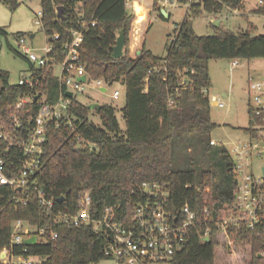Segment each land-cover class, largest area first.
Masks as SVG:
<instances>
[{"label":"trees","instance_id":"16d2710c","mask_svg":"<svg viewBox=\"0 0 264 264\" xmlns=\"http://www.w3.org/2000/svg\"><path fill=\"white\" fill-rule=\"evenodd\" d=\"M2 1L13 9L19 5L18 0ZM151 1L157 6L156 0ZM176 1L181 5L192 2L189 9L194 17L202 12L218 14L224 8L237 10L243 0ZM127 2L39 0L41 30L47 36L59 35V39L51 41L50 53L57 61L63 60V45L71 32L89 25L79 48L81 63L91 79H103L106 84L122 81L125 102L120 113L125 127L119 125L117 108L102 104L100 111H94L89 104L74 101L73 109L80 121H75L73 129L48 126L40 166L30 177L31 182L43 187L46 198L54 199L56 208L67 212L79 208L80 195L88 190L90 213L98 218L104 208L113 207L118 221L131 216L135 203L131 190L136 184L158 182L165 187L172 210L187 204L201 217L204 210L209 213V241H201L204 223H200L177 252L173 264H264V259L257 256L264 249L259 230L234 225L216 229L215 221L229 216L235 177L226 147L210 142L218 124L211 120L207 95L211 87L209 61L262 59L264 34L212 27L210 34L199 36L188 17L174 30L166 57L156 56L144 45L132 57L128 49L129 31L135 18L128 11ZM58 6L62 7L61 17L56 15ZM255 13L264 16V1ZM92 22L94 26H90ZM121 29L126 36L125 49L115 59L111 48ZM7 37L0 27V38L5 40L8 50L27 63L28 73L41 78L30 86L9 84V75L0 70V130H10L16 113L25 132L26 111L36 113L38 106L31 102L16 110L13 104L33 94L46 95L47 102L53 103L58 96V83L51 68H34L8 43ZM20 37L23 35H15L17 39ZM247 105L249 125L243 130L245 135L263 117H256L249 102ZM92 112L98 115L102 127L89 119ZM77 135L94 149L79 148ZM0 156L7 165L8 176L21 167L20 148L6 152L2 138ZM61 197L64 201L59 203ZM20 198L28 200L27 203L23 205L18 201ZM18 219L43 230L41 241L14 247L15 254L21 257L43 258L34 264H88L103 259L106 240L89 225L58 223L41 209L31 190L2 186L0 250L9 247L12 224ZM23 247L27 248L26 253H22Z\"/></svg>","mask_w":264,"mask_h":264},{"label":"built area","instance_id":"2783aa9c","mask_svg":"<svg viewBox=\"0 0 264 264\" xmlns=\"http://www.w3.org/2000/svg\"><path fill=\"white\" fill-rule=\"evenodd\" d=\"M259 5L263 0H258ZM134 2H127L133 13ZM157 7L166 8L179 4L176 0H156ZM192 2L184 6H190ZM41 17V11L36 13ZM40 19V18H39ZM95 23H90L94 26ZM89 25H84L81 31L71 32L62 49L63 60L57 61L51 57V41L59 39L57 33L46 36V45L42 49V55H37L31 47L24 45L25 40L18 38V48L26 57L27 61L34 68L49 67L58 83V96L53 102H47L46 95L33 94L30 97H21L13 107L20 110L24 105L31 102L38 106L37 112L30 109L25 114V132L20 128L22 119L18 114L13 115V126L8 131L0 130V138L6 142V152L13 147H19L22 154L21 167L17 172L8 176L6 174L7 165L0 156V188L2 186L16 187L31 190L41 209L52 215L54 220L65 225L76 227L89 225L94 233L100 234L106 241L103 247V259L99 262L91 261L88 264H99L101 262H111L112 264H173L177 252H179L187 242L190 234L200 223H204L200 238L209 239L211 233L209 223V213L203 211V217L198 215L187 204L172 210L169 203L168 193L160 183L148 181L136 184L131 193L135 197V203L131 210L130 217H125L118 221L113 207H106L104 211L95 217L90 213L89 206L91 198L88 190L80 195L79 208L76 211L67 212L64 209L55 207L54 199L45 196L43 187L35 182H31L30 177L40 166L43 154V143L46 140L48 126L54 128L69 127L73 129L75 121H80L73 109V102H79V97L85 95L86 89L91 88L104 91L103 79H91L81 63L79 48L83 41V33ZM231 67H236L237 62H231ZM58 68V75L54 74ZM85 77L83 82L81 77ZM36 75L29 72L28 76L18 81L19 85L30 86L41 78L36 79ZM249 90L253 93L252 106L256 117H262L261 123L254 124L250 133H247L246 143H237L232 149L233 167L232 171L236 180L232 192L233 199L229 205V216L218 218L215 221L216 229L225 230L229 225L235 227L244 226L246 229H257L261 234L262 246L264 248V165L260 167V174L254 175L253 162L256 158L264 160V78L262 82H252L248 84ZM104 89V90H102ZM146 91V89H144ZM71 92V96L67 95ZM119 92L112 94L113 100L119 99ZM208 95V94H207ZM35 96L38 98L35 100ZM209 104L220 109L229 108L217 95L208 96ZM171 103V100H168ZM82 104V103H81ZM79 148L93 150V145L87 140L76 136ZM211 144H216L213 140ZM78 149V148H77ZM31 185V186H30ZM23 205L28 200L18 199ZM53 238L57 237L52 234ZM43 230L37 226H31L24 220L18 219L12 224L10 231V245L0 250V264H34L40 263L41 256H28L26 258L15 254L14 247L28 245L24 241L35 239L39 242L43 239ZM31 245V244H29ZM27 248H22V253H26ZM257 256L264 259V249Z\"/></svg>","mask_w":264,"mask_h":264},{"label":"rangeland","instance_id":"374dc122","mask_svg":"<svg viewBox=\"0 0 264 264\" xmlns=\"http://www.w3.org/2000/svg\"><path fill=\"white\" fill-rule=\"evenodd\" d=\"M133 0H129L132 2ZM264 1V0H263ZM19 5L12 8L0 0V27L8 34V43L19 52L18 39L16 34H22L25 40L24 45L31 47L37 55H42V49L46 45L47 35L41 30V24L36 13L40 11L39 0H18ZM149 4L148 24L143 34L144 47L151 53L159 57L167 56V45L170 44L174 37V30L185 18L191 17L192 27L195 34L199 36H207L212 32V27H224L236 32L249 31L252 35L264 34V16L257 15L255 10L259 7L258 0H243L241 8L230 10L224 8L218 14H206L202 12L198 16H190V9L183 5L177 4L175 7L166 6L169 17H162L159 8L154 6L151 8ZM128 11L131 13V7ZM190 7V6H189ZM137 5L134 11L140 10ZM164 9V8H163ZM138 13V12H137ZM142 13V12H141ZM135 21L131 24L132 31ZM143 32V30H142ZM33 35V37H31ZM140 43L135 47H131V36L129 40V53L132 57H136L140 53ZM125 49V44L123 51ZM137 50V52H136ZM237 62L236 67H231V62ZM27 63L6 47L5 40L0 38V70L9 75V84H17L18 81L28 76ZM209 75L211 78V87L208 91L209 95H217L221 100L229 105V108L220 109L211 106V120L218 124L212 133L211 139L224 145L232 154V149L237 143H246L247 136L244 129L248 127V105L249 101L252 105L253 93L249 90L248 84L252 82H262L264 78V58L262 59H218L210 60L208 63ZM58 68L54 74L58 75ZM104 91L95 89H86L85 95L79 97V101L84 104L97 103L107 104L117 108V118L119 125L124 129V123L121 119L120 110L125 102V90L121 80L113 84H105ZM118 91L119 99L113 100L112 94ZM264 101V93L262 95ZM89 119L96 126H101V121L95 112H92ZM233 159L232 155H230ZM264 165V160L256 158L253 162L254 175L260 174V167ZM99 264H112L111 262H101Z\"/></svg>","mask_w":264,"mask_h":264},{"label":"crops","instance_id":"0c3cea01","mask_svg":"<svg viewBox=\"0 0 264 264\" xmlns=\"http://www.w3.org/2000/svg\"><path fill=\"white\" fill-rule=\"evenodd\" d=\"M132 2H134L133 10H134L135 5L139 6L141 9L137 10V11H134L135 13H133V11L131 9L132 14L134 15V18H135L134 19V21H135L134 28L132 29V31L129 34V36H131V47H135L139 43H140V47H141L142 45H144L143 42H142V40H143V37H142L143 34L142 33L145 32V29H146L147 24H148V19L147 18H148L149 14H150V12H149L150 7H149V4L147 2H150L152 4L151 5L152 9L154 7V4H153V2L151 0H133ZM179 5H181V4H179ZM175 6H177V4H175L173 7H175ZM185 7L189 8V6H185ZM162 9H163V7L159 8V10H160L159 13L160 14H161ZM164 10L167 13V17H169V13L166 11L165 8H164ZM141 19H143V20H141ZM142 30H143V32H142ZM31 36L33 37V35H31ZM136 52H137V50H136Z\"/></svg>","mask_w":264,"mask_h":264},{"label":"water","instance_id":"95a60500","mask_svg":"<svg viewBox=\"0 0 264 264\" xmlns=\"http://www.w3.org/2000/svg\"><path fill=\"white\" fill-rule=\"evenodd\" d=\"M61 13H62V7L61 6H58L56 8V15H57V17H61ZM161 16L162 17H167V13L165 12L164 9H162V11H161ZM117 36L118 37H117V39L115 41V45L111 48V55L115 59H118V57H121L123 55L122 54L123 53V47H124V44H125V41H126V36L124 34V30L123 29H121V30L118 31ZM84 79H85V77L83 76V77L80 78V81L83 82ZM102 90H104V89H102ZM67 95L70 97L72 94H71V92H68ZM37 98H38V96H35V100ZM88 107H89V109H92L94 111H100L101 110L100 109L101 108V105H99L97 103H90L88 105ZM235 183H236V180H234V184ZM63 201H64V199L62 197L58 199V202L59 203H61ZM203 241L206 243V242L209 241V239L208 238H204ZM34 242H35V239L34 238L31 239V240L28 239V240H25L24 241L25 244H34ZM258 257H260V256H258Z\"/></svg>","mask_w":264,"mask_h":264},{"label":"bare ground","instance_id":"6f19581e","mask_svg":"<svg viewBox=\"0 0 264 264\" xmlns=\"http://www.w3.org/2000/svg\"><path fill=\"white\" fill-rule=\"evenodd\" d=\"M141 20H143V19H141Z\"/></svg>","mask_w":264,"mask_h":264}]
</instances>
